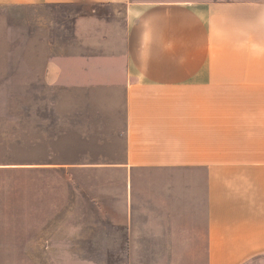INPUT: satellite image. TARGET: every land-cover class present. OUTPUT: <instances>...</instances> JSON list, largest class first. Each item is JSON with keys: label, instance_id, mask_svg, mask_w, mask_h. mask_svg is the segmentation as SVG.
<instances>
[{"label": "crops", "instance_id": "crops-1", "mask_svg": "<svg viewBox=\"0 0 264 264\" xmlns=\"http://www.w3.org/2000/svg\"><path fill=\"white\" fill-rule=\"evenodd\" d=\"M0 5L123 8L125 159L105 171L125 176L116 224L141 227L143 256L192 257L198 242L207 264L264 255V0Z\"/></svg>", "mask_w": 264, "mask_h": 264}, {"label": "rangeland", "instance_id": "rangeland-1", "mask_svg": "<svg viewBox=\"0 0 264 264\" xmlns=\"http://www.w3.org/2000/svg\"><path fill=\"white\" fill-rule=\"evenodd\" d=\"M125 28L119 5H0V264H207L199 242L143 256L141 227L116 224L125 176L105 167L125 159Z\"/></svg>", "mask_w": 264, "mask_h": 264}, {"label": "trees", "instance_id": "trees-1", "mask_svg": "<svg viewBox=\"0 0 264 264\" xmlns=\"http://www.w3.org/2000/svg\"><path fill=\"white\" fill-rule=\"evenodd\" d=\"M45 164H48V163L46 162ZM50 164H61V163H60L58 160H55V161H53V162L50 163ZM66 168H69V167H61L60 170H65Z\"/></svg>", "mask_w": 264, "mask_h": 264}]
</instances>
